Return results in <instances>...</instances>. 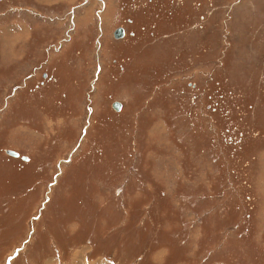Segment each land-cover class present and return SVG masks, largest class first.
Wrapping results in <instances>:
<instances>
[{
    "label": "rangeland",
    "instance_id": "1",
    "mask_svg": "<svg viewBox=\"0 0 264 264\" xmlns=\"http://www.w3.org/2000/svg\"><path fill=\"white\" fill-rule=\"evenodd\" d=\"M0 264H264V0H0Z\"/></svg>",
    "mask_w": 264,
    "mask_h": 264
},
{
    "label": "water",
    "instance_id": "2",
    "mask_svg": "<svg viewBox=\"0 0 264 264\" xmlns=\"http://www.w3.org/2000/svg\"><path fill=\"white\" fill-rule=\"evenodd\" d=\"M122 31L123 30L121 28L116 29V32L114 33V36L119 35L118 32L121 33ZM118 106H119V104L117 103V107L116 108H118ZM8 152L11 153V154H15L13 151H8Z\"/></svg>",
    "mask_w": 264,
    "mask_h": 264
},
{
    "label": "bare ground",
    "instance_id": "3",
    "mask_svg": "<svg viewBox=\"0 0 264 264\" xmlns=\"http://www.w3.org/2000/svg\"><path fill=\"white\" fill-rule=\"evenodd\" d=\"M115 32H116V30H115ZM115 32H114V33H115ZM118 34H119V35H116L115 37L122 36V35H123V31H122L121 33L118 32ZM121 34H122V35H121ZM117 103H118V102H115V103L113 104L115 109H118V108H119V106H118V108H116V107H117ZM118 104H119V103H118Z\"/></svg>",
    "mask_w": 264,
    "mask_h": 264
}]
</instances>
